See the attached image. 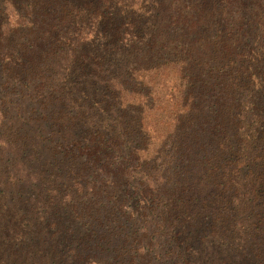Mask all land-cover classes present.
<instances>
[{"label":"trees","instance_id":"obj_1","mask_svg":"<svg viewBox=\"0 0 264 264\" xmlns=\"http://www.w3.org/2000/svg\"><path fill=\"white\" fill-rule=\"evenodd\" d=\"M0 173L52 264H264V0H0Z\"/></svg>","mask_w":264,"mask_h":264},{"label":"rangeland","instance_id":"obj_2","mask_svg":"<svg viewBox=\"0 0 264 264\" xmlns=\"http://www.w3.org/2000/svg\"><path fill=\"white\" fill-rule=\"evenodd\" d=\"M21 190L0 173V264H52V254L33 232L40 210L20 199ZM216 247L210 242V255L203 252L193 264H221L224 251Z\"/></svg>","mask_w":264,"mask_h":264}]
</instances>
